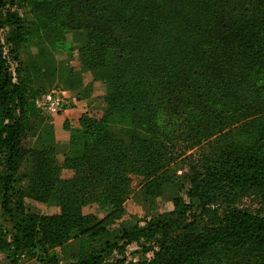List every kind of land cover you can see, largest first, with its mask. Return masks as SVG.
I'll list each match as a JSON object with an SVG mask.
<instances>
[{
	"label": "trees",
	"instance_id": "1",
	"mask_svg": "<svg viewBox=\"0 0 264 264\" xmlns=\"http://www.w3.org/2000/svg\"><path fill=\"white\" fill-rule=\"evenodd\" d=\"M34 15H0V29L11 27L0 40V207L16 213L0 250L10 257L78 238L76 264H103L112 249L143 238L153 248L140 264H264V0H43ZM70 31L85 32L73 40H81L78 99L90 95L88 72L104 85V104L75 125L65 120L69 142L58 149L37 99L56 72L49 51ZM26 48L42 69L37 77L21 60ZM215 136L208 157L187 154ZM182 156L202 224L192 202L174 198L173 211L143 229L99 241L104 219L82 207L119 212L132 176L150 194ZM25 198L54 201L59 213L28 214Z\"/></svg>",
	"mask_w": 264,
	"mask_h": 264
},
{
	"label": "rangeland",
	"instance_id": "2",
	"mask_svg": "<svg viewBox=\"0 0 264 264\" xmlns=\"http://www.w3.org/2000/svg\"><path fill=\"white\" fill-rule=\"evenodd\" d=\"M43 0H0V15H4L6 10L15 13L19 19L24 22L34 21V10L42 4ZM10 24L4 22L0 29V40L5 42V37L10 30ZM84 35L83 31H70L65 34L64 47L51 48L49 54L53 58V62L56 68V72L53 73L49 80H47L46 86L43 90V94L37 99L38 107L41 112L46 116L48 120L51 119V115L55 114L52 110L42 105V99L46 92L50 90L62 91L66 97L67 107H74L76 103L86 102L92 108L100 109L103 106L102 95L104 94V85L99 82H93L90 73L83 75V85L90 87V95L84 99H78V94L82 92V87L76 86V80L79 76L77 73L80 70L79 51L76 48L77 44L73 42L76 34ZM71 47L70 52L67 49ZM32 51L35 54V47ZM30 48L21 49L20 53L22 62H25L30 69V72L35 77L42 74L40 65L35 64V60L32 57ZM10 57H12L10 55ZM37 57V54L35 58ZM68 68H72L74 71L70 74H63L62 72ZM60 69V70H58ZM64 69V70H63ZM67 78L63 84L60 78ZM47 90V91H46ZM82 95V94H81ZM35 129H32L28 134L27 144H30L33 139L31 135ZM221 138V137H220ZM216 136L211 139V142H204L203 144L193 148L187 154L193 153L199 157L206 155L207 157L211 153L215 152L217 148ZM180 158H175V162L169 164L164 176L166 181H161V184H154L149 187L150 194L145 192L143 185L145 182L142 177L132 176L130 188L131 193L124 201L122 209L119 212L110 213V207L103 204L93 203L82 207L83 214H94L98 220L102 221L104 232L99 237V241L110 240L113 242L114 237H119L124 231L141 230L148 222L158 218V216L173 211V199L178 198L185 203L192 202V213L196 215V224L199 226L204 220V216L199 214V207H197L195 200H190L186 191L188 188L189 173L186 167V162ZM72 172L68 170L62 171L63 178L71 177ZM243 206L248 208H256L259 203L256 201L244 200ZM24 211L28 214L38 215H54L59 213L58 203L54 201H38L31 198L23 199ZM16 219V213L9 214L3 211L0 207V244L3 241L8 240L12 234H14V222ZM78 238H71L68 241L62 243L59 246H46L43 247L39 244L33 249L19 250L14 256H8L4 251L0 250V264H41V258L45 256H54L58 261V264H76L73 256L78 253ZM7 242V241H6ZM123 241H119L118 245H121ZM99 245V243L97 244ZM144 246V247H143ZM146 248V250H144ZM153 248L152 243H148L145 239L141 238L139 241H132L125 246V249L120 252L112 249L110 252L104 255L103 264H140L143 261L148 260L152 256Z\"/></svg>",
	"mask_w": 264,
	"mask_h": 264
},
{
	"label": "crops",
	"instance_id": "3",
	"mask_svg": "<svg viewBox=\"0 0 264 264\" xmlns=\"http://www.w3.org/2000/svg\"><path fill=\"white\" fill-rule=\"evenodd\" d=\"M81 40L78 38L76 44L80 45ZM93 106L88 105V103L79 102L76 103L74 107H68L64 112L51 115V119L48 123L53 125L55 131V144L58 149L63 148L68 145L69 142V132L63 129V123L68 120L70 125H75L78 117L89 111Z\"/></svg>",
	"mask_w": 264,
	"mask_h": 264
},
{
	"label": "built area",
	"instance_id": "4",
	"mask_svg": "<svg viewBox=\"0 0 264 264\" xmlns=\"http://www.w3.org/2000/svg\"><path fill=\"white\" fill-rule=\"evenodd\" d=\"M42 105L52 110L55 114L64 112L68 108L64 93L54 89L44 94Z\"/></svg>",
	"mask_w": 264,
	"mask_h": 264
}]
</instances>
